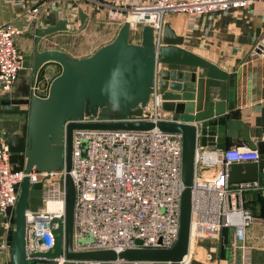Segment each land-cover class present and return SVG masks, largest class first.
Returning a JSON list of instances; mask_svg holds the SVG:
<instances>
[{"label":"built area","instance_id":"1","mask_svg":"<svg viewBox=\"0 0 264 264\" xmlns=\"http://www.w3.org/2000/svg\"><path fill=\"white\" fill-rule=\"evenodd\" d=\"M80 2L81 0H59ZM100 4L108 10V18L122 26L130 23L133 35L150 26L154 42L161 45L165 17L169 13L191 16L214 14L251 7L258 0H83ZM14 6H21L14 3ZM41 6L31 7L27 14L37 18ZM23 31L12 22L0 23V91L14 89L25 61L19 39ZM253 57H264V38L252 51ZM162 64L156 63L154 92L141 116L103 117L101 112L69 121L80 125L167 121L162 116L163 100L159 93ZM261 154L248 145L223 151L197 147L191 211V232L188 254L181 264L196 260L195 247L199 238L220 239L221 231L229 228L232 249L239 253V264H252L253 247L247 244V231L256 219L245 206V194L260 191L264 197L263 177L254 182L231 184L228 169L234 164L258 163ZM220 166L216 177L206 178L202 167ZM183 138L165 133L157 127L148 131L113 129H75L72 134V168L76 199L74 206L73 251H113L117 255L131 249H171L179 239L181 198L185 189L182 180ZM66 170L40 173L33 169L14 172L11 153L0 136V214L14 208L19 187L29 177L32 185L43 179L44 208L26 212L29 252H48L55 246L52 220L66 219ZM57 204L55 210L49 204ZM10 219L3 224L11 228ZM63 233V244L65 243ZM43 238L48 243L40 244ZM65 248V245H63ZM6 248L1 245L0 249ZM55 264H127L123 260L110 262L68 260L65 255ZM137 264V263H133Z\"/></svg>","mask_w":264,"mask_h":264},{"label":"water","instance_id":"2","mask_svg":"<svg viewBox=\"0 0 264 264\" xmlns=\"http://www.w3.org/2000/svg\"><path fill=\"white\" fill-rule=\"evenodd\" d=\"M79 21L83 27L87 14L80 9ZM71 30L68 20H59L54 26L38 29L36 45L31 60H25L20 74L30 70L32 86L49 63H57L62 73L50 85L46 98L35 95L34 90L24 96H6L0 100V121L7 127L5 138L11 153L14 172L40 173L66 170L65 228L62 220H52L50 227L55 236V246L48 252H29L26 212H39L44 208L43 179L32 185L30 178L19 187V198L14 208L0 214V236H6L11 247V259L7 264H55V259L110 262L123 260L127 264H181L188 254L191 232V211L197 147H216L225 150L227 138H243L252 149L261 154L258 163L234 164L228 169L231 184L254 182L264 173V142L255 145L249 137V128L238 120H229L234 109L235 74H228L216 65L181 47L183 39L176 37L169 24H165L161 45L154 42L153 29L145 26L137 35L141 41L134 44L130 23L125 22L115 40L83 59H73L67 54L40 49L41 41L58 32ZM163 69L159 75L158 89L162 97V110L172 114V120L157 125L150 122L80 125L85 114L101 112L103 117L123 115L141 116L154 92L156 63ZM218 90L220 102L211 96ZM230 101L227 110L226 100ZM157 127L165 133L180 134L183 138L182 180L185 189L181 198L179 239L171 249H131L120 255L113 251L74 252L73 227L76 191L71 177L72 134L75 129H113L148 131ZM220 166L202 167L206 178L216 177ZM10 219L11 228L3 224ZM65 243L63 244V233ZM48 243L47 238L39 242ZM231 244L229 228L221 231L220 239L199 238L196 244V260L192 264H214L218 258L226 259ZM65 245V248L64 246ZM219 251V256H218Z\"/></svg>","mask_w":264,"mask_h":264},{"label":"crops","instance_id":"3","mask_svg":"<svg viewBox=\"0 0 264 264\" xmlns=\"http://www.w3.org/2000/svg\"><path fill=\"white\" fill-rule=\"evenodd\" d=\"M14 3H20L21 6H14ZM35 5L41 6L40 14L37 18L30 19L27 11ZM80 9L88 16L83 27L78 15ZM59 20H68L71 30L44 38L40 49L61 51L73 59H83L92 55L76 53L80 29L88 30L91 25H95L98 28L101 26L105 31L109 25L115 26L108 18V10L104 6L83 0L75 3L59 0H0V23L12 22L16 28L23 31L19 44L25 60H31L33 57L37 30L54 26ZM165 24L170 25L176 37L183 39L182 48L228 74H235L236 91L233 105L235 111L229 115V120H238L246 124L249 128V137L255 145L264 142V57L252 56L253 49L259 40L264 38V0L256 1L249 8L201 16L169 13L165 17ZM119 30L120 27L112 29L110 43L115 40ZM134 36L132 42L139 44L141 36L137 33ZM163 69L168 67L162 65ZM61 73L62 67L59 64L49 63L40 73L36 84L32 86V75L29 70L26 74H20L12 92L0 91V100L6 96L28 95L31 90H34L38 97L46 98L51 83ZM219 92L211 90V96L216 97L217 102H220ZM226 103L229 110L230 101L227 99ZM161 114L165 120H172V114L163 110ZM8 134L7 127L0 121V136L6 138ZM243 145L250 146L244 141L243 132L240 131L237 139H226L225 149ZM207 148L216 150L214 146ZM244 200L246 208L251 210L256 219L254 225L248 229L246 237L247 244L253 247L252 264H264V197L260 191H250L245 194ZM231 243L233 245L232 235ZM1 245H6V248L0 249V264H7L11 259L12 250L5 235L0 236ZM232 245L227 249L226 259L219 257L214 264H239V253L235 248L232 249Z\"/></svg>","mask_w":264,"mask_h":264},{"label":"rangeland","instance_id":"4","mask_svg":"<svg viewBox=\"0 0 264 264\" xmlns=\"http://www.w3.org/2000/svg\"><path fill=\"white\" fill-rule=\"evenodd\" d=\"M81 2V1H80ZM115 26L109 25L110 27L105 28L106 30L101 28V26L98 28L95 25H91V27L87 30L86 29H80L79 30V36H78V41H77V47L78 50L76 53L78 55H89L95 53L98 49L102 48L105 46V44L110 43L112 40L109 39V36L112 32V29L115 27L121 28L119 24H116V22H113ZM96 27V29H94ZM111 28V29H110ZM135 36H132V40ZM136 40V39H135ZM102 46V47H101ZM196 250V247L195 249Z\"/></svg>","mask_w":264,"mask_h":264},{"label":"bare ground","instance_id":"5","mask_svg":"<svg viewBox=\"0 0 264 264\" xmlns=\"http://www.w3.org/2000/svg\"><path fill=\"white\" fill-rule=\"evenodd\" d=\"M48 207H49L50 210H55V209L58 208V205L57 204L50 203Z\"/></svg>","mask_w":264,"mask_h":264}]
</instances>
